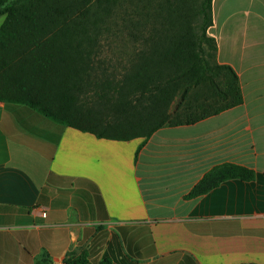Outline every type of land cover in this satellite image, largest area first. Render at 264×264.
Returning <instances> with one entry per match:
<instances>
[{
  "label": "crops",
  "instance_id": "crops-1",
  "mask_svg": "<svg viewBox=\"0 0 264 264\" xmlns=\"http://www.w3.org/2000/svg\"><path fill=\"white\" fill-rule=\"evenodd\" d=\"M212 19L243 93L218 115L118 141L0 102V264H264V0H213ZM225 165L256 178L188 197Z\"/></svg>",
  "mask_w": 264,
  "mask_h": 264
},
{
  "label": "trees",
  "instance_id": "trees-1",
  "mask_svg": "<svg viewBox=\"0 0 264 264\" xmlns=\"http://www.w3.org/2000/svg\"><path fill=\"white\" fill-rule=\"evenodd\" d=\"M98 1L0 0V17L5 16L0 102L25 105L63 126L118 141L150 138L163 127L192 125L243 103L238 75L216 62L217 45L207 34L213 0H202L200 36L185 8L167 1L160 12L164 30L148 38L135 35L139 46L129 72L117 82L115 75L98 72L100 42L84 39L90 8ZM255 178L243 166L217 167L188 197L228 180ZM87 263L85 255L71 253L64 264Z\"/></svg>",
  "mask_w": 264,
  "mask_h": 264
},
{
  "label": "rangeland",
  "instance_id": "rangeland-1",
  "mask_svg": "<svg viewBox=\"0 0 264 264\" xmlns=\"http://www.w3.org/2000/svg\"><path fill=\"white\" fill-rule=\"evenodd\" d=\"M167 1L185 8L193 33L200 36L205 27L199 12L202 0H99L93 8L91 6L85 22L87 31L84 39L101 44L100 58L96 61L99 73L115 75L113 78L117 82L129 72L136 47L139 46L135 35L144 34L148 38L155 31L160 34L158 30H164L160 12L165 9L163 5ZM4 21L5 16L0 17V27ZM93 97V94L89 95L87 101L93 100Z\"/></svg>",
  "mask_w": 264,
  "mask_h": 264
},
{
  "label": "built area",
  "instance_id": "built-area-1",
  "mask_svg": "<svg viewBox=\"0 0 264 264\" xmlns=\"http://www.w3.org/2000/svg\"><path fill=\"white\" fill-rule=\"evenodd\" d=\"M43 215L46 216V213H44Z\"/></svg>",
  "mask_w": 264,
  "mask_h": 264
}]
</instances>
